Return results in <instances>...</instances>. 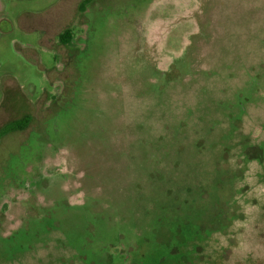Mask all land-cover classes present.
I'll list each match as a JSON object with an SVG mask.
<instances>
[{
    "label": "rangeland",
    "instance_id": "374dc122",
    "mask_svg": "<svg viewBox=\"0 0 264 264\" xmlns=\"http://www.w3.org/2000/svg\"><path fill=\"white\" fill-rule=\"evenodd\" d=\"M82 1L0 0V264H264V0Z\"/></svg>",
    "mask_w": 264,
    "mask_h": 264
},
{
    "label": "flooded vegetation",
    "instance_id": "af4514ba",
    "mask_svg": "<svg viewBox=\"0 0 264 264\" xmlns=\"http://www.w3.org/2000/svg\"><path fill=\"white\" fill-rule=\"evenodd\" d=\"M83 1L85 2L84 8L81 10V8H80L81 7V4H80V7H79L80 8V11L83 12V13H85V14H88L89 13L90 5H91V3H92L93 0H83ZM66 30H70L72 32V41H73V39H74V31L72 29H70V28H67L62 33H64ZM84 31H85L84 34L87 33V30L86 29H84ZM62 33L59 34L58 40L54 41L52 47L51 48H48V49L55 50L56 49V46L68 47L71 44L72 41L69 44H65V43H63L61 41L60 35ZM57 56H58V54H57ZM25 117H23V118H25ZM28 117L30 118V116H28ZM15 121H17V120H15ZM15 121H13V122H15ZM30 121H31V118H30ZM13 122H10V123L6 124L4 127H2L0 129V138L3 137V136H5V135H7V134H9V133H11V132L23 131V130H25L29 126L28 125L26 128H24L22 130H15V131L5 132L4 131V128L6 126L10 125ZM43 169H44V165L38 167L37 170H34L33 173H30L29 175H22L23 178H26L25 186L28 187V188H30L32 191H34L33 194L35 196H37V198L38 197L42 198L43 195H44L50 201L57 200L58 199L57 196H59V193L58 192L60 191V188L58 189V187H59L58 183L61 182V181L64 182L67 174L66 173H62L61 171H59L60 173H55V175H52V176L49 177V176H46V174L43 172ZM45 182H48L49 183V187H42ZM29 185H31V187H29ZM2 192H1L2 194L0 193L1 194L0 195V200L3 199V197H6L7 196V193H5V190L2 191ZM6 203H7V205H5L6 206V209L5 210H8V209L10 210V205L8 204V202H6ZM37 205H38V211L40 210V215H41L40 219H43L44 217H42V215H44L43 214L44 213L43 212L44 209H48L49 210L48 203L45 204L42 201L40 204H37ZM43 205H45L46 208H43ZM3 207H4V205H3ZM25 216H24L23 220H21L22 222L19 223L20 225L24 223L23 226H26V228H28L30 226V224H33V227H35V225L37 227V224H40L42 226V223L39 222L38 218L32 219L29 216H27V217H25ZM1 225H2V223L0 222V250L2 248L1 247L2 246L1 243L5 242L6 237L13 236L14 235L13 232H16V230L14 228V229L10 230L8 233L7 232L6 233H3L2 229H1Z\"/></svg>",
    "mask_w": 264,
    "mask_h": 264
},
{
    "label": "trees",
    "instance_id": "16d2710c",
    "mask_svg": "<svg viewBox=\"0 0 264 264\" xmlns=\"http://www.w3.org/2000/svg\"><path fill=\"white\" fill-rule=\"evenodd\" d=\"M85 2L83 1L81 3V10L84 8ZM60 39L63 43L69 44L72 41V32L70 30H66L64 33L60 35ZM30 124V118L26 116L25 118H22L20 120H17L10 125L6 126L4 128L5 132L8 131H15V130H22L26 128Z\"/></svg>",
    "mask_w": 264,
    "mask_h": 264
}]
</instances>
